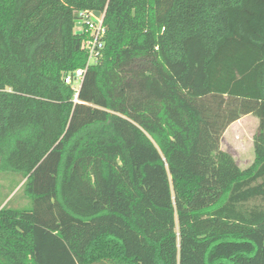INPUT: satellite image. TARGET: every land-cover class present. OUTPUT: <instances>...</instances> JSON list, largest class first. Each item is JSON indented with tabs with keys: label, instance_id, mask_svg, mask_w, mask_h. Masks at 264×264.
<instances>
[{
	"label": "trees",
	"instance_id": "obj_1",
	"mask_svg": "<svg viewBox=\"0 0 264 264\" xmlns=\"http://www.w3.org/2000/svg\"><path fill=\"white\" fill-rule=\"evenodd\" d=\"M4 175L0 264H264V0H0Z\"/></svg>",
	"mask_w": 264,
	"mask_h": 264
},
{
	"label": "rangeland",
	"instance_id": "obj_2",
	"mask_svg": "<svg viewBox=\"0 0 264 264\" xmlns=\"http://www.w3.org/2000/svg\"><path fill=\"white\" fill-rule=\"evenodd\" d=\"M16 103H21V100L17 99ZM258 126L259 120L257 117L252 115L246 116L228 130L226 136L221 141V149L229 152L241 169H246L255 158L253 139L257 133ZM15 179L19 181V179L12 176H1L0 189L3 185H7L10 180ZM11 204L25 206L26 204L29 205V201L27 202L23 198V194L18 192Z\"/></svg>",
	"mask_w": 264,
	"mask_h": 264
},
{
	"label": "built area",
	"instance_id": "obj_3",
	"mask_svg": "<svg viewBox=\"0 0 264 264\" xmlns=\"http://www.w3.org/2000/svg\"><path fill=\"white\" fill-rule=\"evenodd\" d=\"M94 13L83 12L79 17L83 23L82 30L87 34V39L83 44V50L88 55L87 65L85 69H79L65 78V83L71 85L76 91H79L87 69L92 65L98 64L102 59V51L105 45L104 38L106 35L104 14L96 18ZM77 96L76 94V98Z\"/></svg>",
	"mask_w": 264,
	"mask_h": 264
},
{
	"label": "water",
	"instance_id": "obj_4",
	"mask_svg": "<svg viewBox=\"0 0 264 264\" xmlns=\"http://www.w3.org/2000/svg\"><path fill=\"white\" fill-rule=\"evenodd\" d=\"M94 15H95L96 18H99L101 16V13L100 12H95ZM75 23H76V28L78 29L77 32H76V35H82L83 34V31H82V27H83L82 20L81 19H77L75 21Z\"/></svg>",
	"mask_w": 264,
	"mask_h": 264
},
{
	"label": "crops",
	"instance_id": "obj_5",
	"mask_svg": "<svg viewBox=\"0 0 264 264\" xmlns=\"http://www.w3.org/2000/svg\"><path fill=\"white\" fill-rule=\"evenodd\" d=\"M238 122H240V120H239ZM238 122L233 123V124L227 129V131H226V133L224 134L223 137H225L226 134H227V132H228V130H230V129H231L235 124H237Z\"/></svg>",
	"mask_w": 264,
	"mask_h": 264
}]
</instances>
